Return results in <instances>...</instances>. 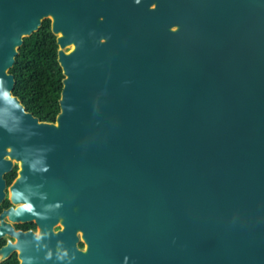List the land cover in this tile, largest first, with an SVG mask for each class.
I'll use <instances>...</instances> for the list:
<instances>
[{"label": "water", "instance_id": "obj_1", "mask_svg": "<svg viewBox=\"0 0 264 264\" xmlns=\"http://www.w3.org/2000/svg\"><path fill=\"white\" fill-rule=\"evenodd\" d=\"M45 19L53 122L9 72ZM13 168L0 262L264 264V0H0V200Z\"/></svg>", "mask_w": 264, "mask_h": 264}, {"label": "trees", "instance_id": "obj_2", "mask_svg": "<svg viewBox=\"0 0 264 264\" xmlns=\"http://www.w3.org/2000/svg\"><path fill=\"white\" fill-rule=\"evenodd\" d=\"M15 76L13 94L25 109L42 121L53 122L59 112L62 70L57 61V43L50 20H43L39 29L23 39L15 63L9 70ZM15 169L5 174L10 182ZM0 264H18L15 255Z\"/></svg>", "mask_w": 264, "mask_h": 264}, {"label": "flooded vegetation", "instance_id": "obj_3", "mask_svg": "<svg viewBox=\"0 0 264 264\" xmlns=\"http://www.w3.org/2000/svg\"><path fill=\"white\" fill-rule=\"evenodd\" d=\"M16 176V169H15V175L13 176V178L11 179L10 182H7L6 180V184H5V188H4V197L0 200V214L11 208V207H15L13 203H11V201L9 200L8 197V187L9 185L12 183L13 179ZM3 222L6 224H11L13 230H17V231H37V224L34 223L33 221H29V222H14V221H10L9 218L7 216L2 217ZM80 227L81 230L76 231V245L77 248L80 249H84L86 247V245H88L86 243V239L83 235L87 236V238L91 237V236H95V229H93L92 227H90L89 224H84V223H80ZM63 226L62 224L56 222V224L53 227V230L50 232V235H52V232H57L59 230H62ZM7 240H10L11 242L14 240L11 235L8 233V231H3L0 235V248H2L3 246H5L7 244ZM64 241H67V237L66 239H64L63 237H59L58 239H53L52 236L46 238V249L48 251V255L49 258L51 260H53L54 256H61L62 252L61 250L59 251L58 248H56V245H60L62 244ZM56 253V254H55ZM15 255L16 253L13 252L10 256Z\"/></svg>", "mask_w": 264, "mask_h": 264}, {"label": "clouds", "instance_id": "obj_4", "mask_svg": "<svg viewBox=\"0 0 264 264\" xmlns=\"http://www.w3.org/2000/svg\"><path fill=\"white\" fill-rule=\"evenodd\" d=\"M132 3L133 4L138 3V0H132Z\"/></svg>", "mask_w": 264, "mask_h": 264}]
</instances>
